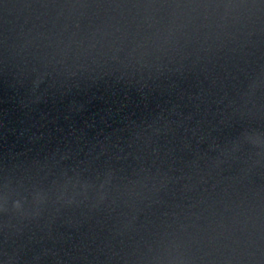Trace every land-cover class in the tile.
Segmentation results:
<instances>
[{"label": "water", "instance_id": "1", "mask_svg": "<svg viewBox=\"0 0 264 264\" xmlns=\"http://www.w3.org/2000/svg\"><path fill=\"white\" fill-rule=\"evenodd\" d=\"M0 264H264V0H0Z\"/></svg>", "mask_w": 264, "mask_h": 264}]
</instances>
